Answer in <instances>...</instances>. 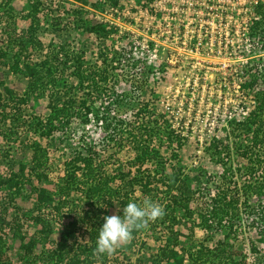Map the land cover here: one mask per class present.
Instances as JSON below:
<instances>
[{"label":"rangeland","instance_id":"1","mask_svg":"<svg viewBox=\"0 0 264 264\" xmlns=\"http://www.w3.org/2000/svg\"><path fill=\"white\" fill-rule=\"evenodd\" d=\"M31 1L35 0H12L11 5L14 7L15 17L10 18L6 13L0 15V50L7 52V56L0 59V78L4 81L0 85L2 96H7L5 86L21 96L28 83L27 77L13 73L9 67L14 58L12 54L19 48H13L12 44L10 45L8 42L17 39L22 34H27L30 18L25 15L31 10ZM39 1L38 9L40 10L37 14L39 15V24L36 37L43 46L41 49L21 52L19 57L21 61L24 58H29L31 59L29 62H37L44 57L48 49L59 50L60 47L65 46L69 52L68 56H65L63 51L61 52L56 71L61 70L66 78L65 84L60 83L59 85H63L61 91L66 90L67 94L76 101L75 111L72 112V117L67 123L66 132L59 129V132L54 135V140L51 137H39L26 130L33 118L39 116L45 119L47 117L49 87H44L42 91L36 89L35 93L38 97L30 98L26 107H21L17 101L15 104V101L0 99V179L9 176L10 164L13 161L22 160L30 166L33 153L30 144L32 140L39 141L42 147L40 157L46 158V164L38 171L46 173L49 181L44 179L37 183L34 179L32 184L39 187L47 186L48 192L53 193L54 199L34 212L40 213L44 219L52 223L53 230L48 235V240L43 244L40 238L42 235L39 233L40 224L27 220L21 215V208L30 209L33 206L32 202L36 201L35 196L31 193L32 185L26 183L22 186L20 194L14 200L11 199L7 190H0V224L3 228L1 233H4L0 264H21L19 255L23 249L20 247V238L15 236L17 232L25 236V241L35 239L36 243L31 247L32 253H34L32 255H38L42 248L56 245L64 226L71 221L72 216H69L68 210L72 206L75 205L79 209L82 204L84 214L88 212L90 206L85 202L84 192L77 191L65 196L70 202L67 206L59 211H55L53 208L58 198L54 191L64 185L65 178L68 176L65 164L73 156V150L81 143H85L86 146L95 144L104 146L106 142L109 146H106L107 150L104 155L109 159V162L105 163L101 174L107 176L115 172L114 168L116 167L121 171H129L125 179L115 180L111 185H123L122 193L132 192L140 202L146 198L145 195L144 197L141 195L139 184L140 178L143 177L144 180V175L147 173L145 170L148 166H145L144 170L142 169L143 172L137 174L135 166L130 164L134 155L130 148L133 136H129L127 131L131 130V134L137 141L146 139V142L152 145L160 140L166 141L164 132H160V127H164L166 130V125L158 115L160 112L165 113L171 127L177 131L181 130L180 125L185 124L183 130H185L187 139L184 140V144L177 149L176 153L178 154L177 159L185 167L186 172L184 173H187L189 181L194 184L196 176L201 181L199 185L204 187V192L211 193L221 189L222 182L227 181V183L230 182V186L229 189L225 187L226 191L230 195L240 194L239 188L243 181L248 180L249 176L242 168L243 159L229 150L230 155L226 156L224 160L227 166L233 163L232 170L235 174L231 180H228L222 176L221 165L217 164L216 156H212L210 152L213 149L212 146L206 150L213 138H224L231 130L229 121L221 124V108L217 107L218 110L214 111L211 104L213 106L216 104V100L213 99H217V97H220L221 100H229L231 105H237L242 99L246 103L241 105L245 106V111H252L259 103L256 93L264 95V79L262 83L254 86L252 93H240L239 89H235L233 85L240 81L242 74H231V71H234L233 64L237 59L226 57V54H217L214 49L203 50L200 45H198V49H195L196 41L192 44H189L188 41L190 37H193L191 36L192 32L178 31L177 24L184 28L190 21L192 25H198L199 18H202L206 12L203 1L211 3L212 0H119L113 6L109 4L110 0ZM192 2L197 5L191 6L190 9L186 8ZM230 2L234 3L236 8L233 6L232 11L230 8L226 9L229 18L224 21L223 25L229 27L234 24L237 32L240 33L244 27L243 20L250 16L249 8L252 3L250 0H230ZM200 6L201 9H199ZM192 25H188L187 28H194ZM182 26L179 29L183 28ZM218 29L220 30V27ZM200 37L201 32L198 35V38ZM203 51L205 52L203 53ZM77 55L84 58L80 68L83 75L81 80L70 72L75 69L74 57ZM113 57L117 58L112 60ZM152 69L160 72L157 71L153 75L148 74ZM103 70L110 73L109 79L106 81L99 80L98 73ZM111 75L114 76L111 77ZM200 78L201 80L197 82ZM94 81H97L101 88L97 89L94 84L91 85ZM200 81L202 82L200 83ZM107 97H109L111 106L110 115L115 117L110 118V121L114 122V119H120L121 124L128 127L120 128L116 134L111 132L113 131L112 125L105 128V126L97 125L94 119L91 122L83 123V117H81L84 114V109L80 105L82 99L86 98V104L89 103L93 110H97L98 103ZM93 99H97L96 102H91ZM208 99L210 100L208 101ZM148 102L155 108L150 107ZM145 103L147 106L144 105ZM240 104L241 102L238 104L239 107ZM139 109L145 111L134 115L133 113ZM215 115L219 122L215 121L213 124H209ZM148 117L153 121L155 119L159 121V123L152 122L148 126L150 129L156 128L154 130L156 132L153 131L150 133L151 135H148L150 131H146L142 125V122L148 121ZM33 121L35 122L36 119ZM159 124L161 125L157 128L156 126ZM176 126L178 128H174ZM119 127L121 126L119 125ZM108 133L112 134L113 139L105 138ZM58 138L64 139V142L57 144ZM130 139L131 142H128ZM169 149L163 146L160 149L161 154L168 156ZM261 170L258 168V173ZM166 172L168 176L173 177L168 168ZM229 172L231 173V171ZM255 175L257 176V173ZM70 177L74 179L73 185H77L80 174ZM157 178L162 180L160 174H157ZM131 181L136 185L133 186ZM151 184L152 187L161 188L162 192H159L158 196H166L163 192L164 187L159 182ZM208 198L209 195L205 193L203 198L198 197L193 201L191 207L193 208L195 205L203 207L205 202L210 203ZM100 204L104 203L100 202ZM104 207L105 205L100 210L96 204H93L91 209L99 213L102 219L115 214L116 208L122 210L117 200L113 201L112 208H106L107 214ZM180 213L181 210L177 212V214ZM246 214V212H241V215L236 218L237 231L236 233L230 232L228 241L235 246L232 248L234 256L239 259L242 251L241 255H246L245 260L249 264L257 261V256H264V242L258 244L261 254L249 252L248 239H255L257 236L255 230L247 228L248 221L252 216L246 219ZM153 223L150 222L146 228L133 236V240L129 244L121 246L111 255L105 254L104 263L100 260L101 254H95V262L91 264H150V254L163 245L167 233L163 228L165 225H158L152 229L151 224ZM15 224L20 225V232ZM190 225L191 223L183 222L179 227L196 240L203 238L202 229L195 226L191 232L192 230L188 229ZM74 230L75 232L68 240L71 242L73 238H76L77 243L85 244L86 247L90 246V230L87 221L78 222ZM220 235L222 239L223 233ZM220 235L218 234V237ZM187 241L184 235L179 236V246L187 245ZM35 264L51 263L37 258ZM184 264H189V262L185 261Z\"/></svg>","mask_w":264,"mask_h":264},{"label":"trees","instance_id":"2","mask_svg":"<svg viewBox=\"0 0 264 264\" xmlns=\"http://www.w3.org/2000/svg\"><path fill=\"white\" fill-rule=\"evenodd\" d=\"M11 1L12 0H0V15L6 13L10 18L15 17V10L11 5ZM118 1L119 0H110L109 4L113 6ZM39 4V0L31 1V10L25 15V17L30 18V23L26 30L27 34H22V36L17 37V39L8 42V44H12L11 46L13 48H19L17 52L12 54L14 58L9 67L12 69L13 73L21 74L28 78L26 89L20 96L4 85L7 96H2L0 92V99L3 98L15 101V104L17 101V104H21V107H26L30 98L35 99L38 97L35 93L36 89L42 91L44 87H49L50 90L47 95L49 100L47 105V117L45 119L39 116L33 118L34 120L36 119V121L34 122L32 119L26 130L39 137H51L55 140L54 135L56 132H59V129L66 132L67 123L72 117V112L75 111L74 104H76V101L67 94L66 90L61 91L66 78L64 74L61 73V70L58 72L56 71L60 60V54H62L61 52L63 51L65 56H68V49H66L65 46L60 47L59 50L50 48L45 53L44 57L37 62H29V60H31L29 58H24V60L21 61L19 57L21 52H30L37 48L41 49V46H43L38 37H36V30L39 24V15H37L40 10L38 9ZM254 9L255 14L261 16V18L260 20L254 21L250 26V35L258 36L261 32H264V2L259 1ZM5 56H7V52L0 50V59L5 58ZM74 58L76 64L75 69L70 72L81 80L83 75L80 68L83 65L84 58L81 55H77ZM115 58L117 57H113L112 60ZM103 60L106 61V59ZM255 67H257L256 64ZM98 75L99 80L106 81L109 79L110 73L103 70L98 73ZM112 76L114 75H111V77ZM245 77L246 80L242 83V89L244 93L249 94V92H253L254 86L261 83V79H264V64L260 71L258 69H247ZM3 82L4 81L0 78V85L3 84ZM60 83L63 85L60 86ZM92 84H94L97 89L98 87L101 88V86L97 84V81H94L91 85ZM72 86H74V84H72ZM256 94V98L259 101L258 105L254 107L252 111H249L242 120H230L231 130L227 135L224 138H213L212 143L208 145L209 147H206V150H208L212 146L213 149L210 152L212 156H216V162L220 164L222 168L221 174L228 180H231L233 178L232 176L235 174L232 170L233 163L227 166L224 160L226 156L230 155L229 150L243 159L244 164L242 168L249 176L248 180L243 181L240 186V194L230 195L225 188L227 187V189H229L230 186V182L227 183V181L225 183L222 182L221 189L214 191L213 195H211L209 191L204 192V187L199 185L201 181L198 180L196 176L194 184L189 181L186 175L187 173H184L186 172L185 167L181 161L177 159L178 154L176 153L177 149L184 144V140L187 139V136L182 135L180 131H176L171 127L165 113L160 112L157 114L166 125V130L164 127H160L161 124L156 127H160V132H164L166 141L160 140L152 145L146 142V139L144 141H137L135 136L131 134V130L127 131L129 136H133L131 137L132 144L130 148L133 150L134 155L130 164L135 166L137 174L143 172L142 169L144 170V167L148 166L145 170L147 173L144 175V180L143 177L140 178L139 186L141 188V195L143 197L145 195L146 198H150L161 204L166 213L163 218L157 219L151 224L152 229H155L158 225H165L163 228L166 229L167 233L163 245H160L157 251L150 254V264H184L185 261H188L189 264H248L245 260L246 255H241L242 251L240 252L239 259L234 256L235 253L232 252L234 245L230 244L228 241L230 232L236 233L237 231L238 227L235 220L241 215V212L247 213L246 219L252 216L250 221H248L247 228H249V230H255L257 236L255 239H248L249 252L257 255L261 254L258 244L264 242V95L261 93ZM96 100L97 99H93L91 102H96ZM147 104H150L149 106L153 109L155 108L151 103L148 102ZM147 104L145 103L144 105L147 106ZM80 105L84 109V114L81 115V117H83V123L91 122L94 119L97 125L105 126V128L112 125L113 131L111 132H114V134L119 132L120 128H128L126 125L124 126L121 124L120 119H114V122L110 121V118L113 119L115 117L110 115L111 106L109 104V97L98 103L97 110H93L89 103L86 104V98L82 99ZM144 111L145 110L141 111V109H139L133 114L139 115L140 112ZM152 122L159 123L157 119L153 121L149 117L148 121L142 122L145 130L150 131L148 135H151L150 133H153L156 129H150L148 127ZM119 125L121 127H119ZM111 135V133H108V137L106 136L105 138L113 139ZM131 139L128 142H131ZM61 142H64V139L58 138L57 144ZM30 145L33 150L30 159L31 165H27V163L22 160L17 162L13 161L10 164L9 176L0 179V190H7L11 199L14 200L20 194L22 186L26 183L32 185L31 193L35 196L36 201L32 202L33 206L30 209L26 210L21 208V215L27 220L40 224L39 233L42 235V237H40L42 240L41 243L45 244L46 240H48V235L53 230L52 223L44 219L40 213L34 212L35 210H40L42 205L47 202H52L54 199L52 197L53 193L48 192L47 186L39 187L32 184L34 179L37 183L40 182V180H49L46 173L38 171V169L46 164V158L40 157V151H42L40 142L32 140ZM106 146H109L106 142L104 146L96 144L86 146L85 143H81L79 147L73 150V156L67 160L65 164L68 175L65 178L66 181L63 186H59L57 191H54L58 198L53 208L55 211H59L61 208H64V206H67L70 202L67 201L65 196L71 194L73 191L79 193L84 192V196L86 197L85 202L90 208L88 212L84 214V211H82V204L79 209L75 207V205L72 206L71 209L68 210L69 216H72L71 221L64 226L62 235L57 240L56 245L50 248H42L38 255H32L34 253H32L31 247L36 243L35 239L25 241V236L17 232L15 236L20 238V247L23 249V252L19 255L21 264H35L37 258H42L51 264H91L95 262L96 257L94 249L96 247L99 229L105 221L100 217L99 213L92 211L91 207L93 204H96L100 210L103 205H105L104 209L107 214L108 211L106 208H112L114 200H117L122 209L130 201L140 202L138 201L139 198L135 197L132 192L122 193L121 190L124 188L123 185H111L115 180L125 179L129 171H121L120 168L116 167L114 168L116 171L107 176H105L106 174H101V169L106 165V162H109V159L104 155L107 150ZM163 146L170 148L167 153L168 156L161 154L160 149H162ZM167 168L170 170V174H172L173 177L167 175ZM258 168L262 169L259 173L257 171ZM229 171H231V173ZM256 173L257 176L255 175ZM78 174H80V178L77 179V185H73L72 181L74 179L70 176L76 177ZM157 174H160L162 180L157 178ZM152 182H159V184L164 187L163 192L166 195L165 197L158 196V193L162 192L161 188L152 187ZM131 183L133 186L136 185H134L133 181H131ZM205 193L209 195L208 200L210 203L205 202L206 204L203 207L195 205V207L192 208L191 203L197 200L198 197L203 198ZM100 202L104 204L102 205ZM76 205L78 206V204ZM179 210H181V213L177 214ZM85 220L89 224L90 230L89 238L91 244L88 247H86L85 244L77 243L76 238H73L71 242L68 240L72 233L75 232L74 229L77 223L80 221L84 222ZM183 222L191 223L188 227L189 231L192 230L191 232H193L195 226L200 227L204 232L203 238L196 240L192 238V235L184 233V230L182 231L179 227V225L182 226ZM19 226V224H15L18 231ZM234 227L235 229H233ZM1 230H3V228L0 224V255L3 254L2 248L4 245V233H1ZM141 230L134 231L133 236ZM222 233L223 237L221 239L220 234ZM218 234L220 235L219 237ZM180 235H184L187 238V245L179 246ZM82 246H84V248H81ZM100 260L104 263L106 255L101 254ZM249 264H264V256H257V261H253Z\"/></svg>","mask_w":264,"mask_h":264},{"label":"built area","instance_id":"3","mask_svg":"<svg viewBox=\"0 0 264 264\" xmlns=\"http://www.w3.org/2000/svg\"><path fill=\"white\" fill-rule=\"evenodd\" d=\"M250 1L252 3L249 8L250 16L243 20L244 27L242 28V31L240 33L237 32L236 26L234 24L230 25L229 27L223 25L224 21L226 19L228 20L229 18L227 14L228 11H226V9L230 8L232 11L234 6V3L230 2V0H212L211 3L203 1V6L205 5L204 11L206 12L204 13L202 18H199L198 25H192L191 21L188 23V25H192L194 27L192 29H188V25L186 28H184L182 25L177 24L178 31L183 30L184 32H192L191 36L193 37H190L188 41L189 44H192L196 41L194 46L195 49H198V45H200L202 46L203 50H206L208 48L210 50L214 49L217 54H226V57H235L237 59L236 63L233 64L234 71H231V74H242V76H240V81L233 85V87L237 90L239 89L240 93L242 94H244L242 83L246 80L245 72L247 71V69L249 70L252 67V70L258 69L260 71L264 64V32H261L258 36L250 35V26L254 21L260 20L261 18V16L256 15L254 12L255 5L262 0ZM196 5L197 3L195 4V2H192L190 6L188 5L186 8L190 9L191 6L194 7ZM201 8L202 7L200 6L199 9ZM180 26H182L183 28L179 29ZM219 27L221 31L218 29ZM200 32L201 37L198 38ZM204 52L205 51H203V53ZM255 64L257 65V67H255ZM157 71L158 70L152 69V71L148 74L151 73V75H153L157 73ZM201 78L198 79L197 82H199ZM260 81L262 83L263 80L261 79ZM201 82L202 81H200V83ZM209 100L210 99H208V101ZM213 100H216V104L214 106L209 102L212 106V110L215 111L217 107L221 108V124H225L227 121H230L232 119H236L238 121L242 120L249 112L247 110L245 111V106H241L246 104L242 99H240L237 105H231L229 100H221L220 97H217V99ZM252 101L255 102V100ZM215 102L212 103L214 104ZM240 102L241 104L239 107L238 104ZM215 121H217V123L219 122L216 118V115L212 118V121L209 122V124H213ZM184 125H180L181 130L178 129V131H180L181 134L185 136V130H183V128H185ZM177 126L174 128H178ZM213 194L214 192L211 193V195Z\"/></svg>","mask_w":264,"mask_h":264},{"label":"clouds","instance_id":"4","mask_svg":"<svg viewBox=\"0 0 264 264\" xmlns=\"http://www.w3.org/2000/svg\"><path fill=\"white\" fill-rule=\"evenodd\" d=\"M165 214L164 207L150 198H144L139 203L130 201L122 210L116 208L115 214L104 217L94 254L115 253L133 240L134 231L146 228L150 222L163 218Z\"/></svg>","mask_w":264,"mask_h":264}]
</instances>
